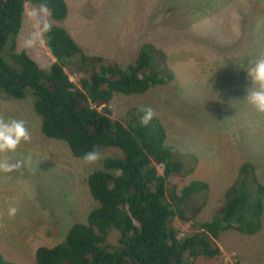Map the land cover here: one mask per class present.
I'll return each mask as SVG.
<instances>
[{"label":"rangeland","instance_id":"1","mask_svg":"<svg viewBox=\"0 0 264 264\" xmlns=\"http://www.w3.org/2000/svg\"><path fill=\"white\" fill-rule=\"evenodd\" d=\"M65 2L66 18H50L51 24L65 28L85 55L92 56L95 51L109 54L113 57L107 64L126 69L146 43L154 42L167 54L176 81L133 96L115 95L108 108L111 118L123 124L134 106L155 110L167 128L166 140L173 147L171 159L182 163L184 171H193L188 175L182 172L179 187L192 181L208 187L187 200L185 211L199 208L195 219L210 222L224 206L226 191L245 163L254 167L264 186V113L257 112L246 99L253 83L245 71L264 57V0ZM28 7L16 38V52H24L48 70L57 60L44 37L33 48L23 46L35 30L26 13L39 8ZM136 27L145 38L141 44ZM14 39L0 54L10 67H15L8 52ZM73 61L67 60L64 69L76 84L81 76L67 67ZM3 94L0 117L24 120L32 139L8 154L12 162L21 161L22 167L0 173V254L14 264H33L37 248L54 246L74 223L85 222L87 212L95 207L88 193L89 173L101 168L105 158L121 157L122 153L107 148L101 151L103 158L98 164L87 165L71 155L65 142L41 134L30 97L11 99L14 105ZM12 207L17 209L15 216L8 215ZM262 215L258 233L221 231L217 243L224 253L215 258L198 257L193 264H224L231 252L236 253L238 264H264V210ZM172 225L179 229V237L199 231L178 218Z\"/></svg>","mask_w":264,"mask_h":264},{"label":"trees","instance_id":"2","mask_svg":"<svg viewBox=\"0 0 264 264\" xmlns=\"http://www.w3.org/2000/svg\"><path fill=\"white\" fill-rule=\"evenodd\" d=\"M26 3L46 4L54 21L67 16L63 0H0V54L15 38L8 48L15 67L0 55V94L10 102L30 97L41 134L65 142L75 158L82 159L94 147L122 153L105 158L88 175L95 207L85 222L74 223L54 246L37 248L33 264H193L198 257L221 254L214 241L221 231L253 235L261 230L264 186L251 164L239 167L219 213L210 222H200L195 219L199 208L188 213L184 206L192 195L207 190V184L192 181L179 187L182 172L193 171H184L182 163L171 159L173 147L164 124L155 116L143 126L140 106L128 112L127 124L111 118L108 105L115 95L133 96L176 81L160 46L146 43L135 62L121 69L101 56L85 55L65 28L53 25L44 38L57 61L45 70L16 52ZM70 59V72L81 76L76 84L64 69ZM175 218L199 231L179 237L172 225ZM0 264L14 263L0 254Z\"/></svg>","mask_w":264,"mask_h":264},{"label":"clouds","instance_id":"3","mask_svg":"<svg viewBox=\"0 0 264 264\" xmlns=\"http://www.w3.org/2000/svg\"><path fill=\"white\" fill-rule=\"evenodd\" d=\"M26 16L28 21L35 25V30L25 38L23 46L25 48H33L41 43L43 37L51 31V10L46 4L42 3L39 8L34 7L29 10ZM245 71L253 83V87L248 89L246 99L257 112L264 113V57L258 58L254 65L251 68L245 69ZM138 112L142 114L140 123L145 127L150 124L156 115L155 110L151 107L140 106ZM31 139V132L24 120L16 118L5 120L3 117H0V173H12L22 167L21 161L17 160L12 162L8 154L17 152L22 144L30 142ZM102 158L101 151L98 147H94L82 156L83 162L87 165H96ZM16 213L17 209L15 207L9 208V216H15ZM214 241L218 246L217 239ZM221 253L223 254L224 252L221 251ZM236 257V253L231 252L225 259L224 264H238Z\"/></svg>","mask_w":264,"mask_h":264},{"label":"crops","instance_id":"4","mask_svg":"<svg viewBox=\"0 0 264 264\" xmlns=\"http://www.w3.org/2000/svg\"><path fill=\"white\" fill-rule=\"evenodd\" d=\"M64 2H65V0H63ZM65 4H66V2H65ZM28 5L29 4H25V10L24 11H26L27 10V7H28ZM66 6H67V11H68V4H66ZM29 9H30V7H28ZM23 17H22V24H23ZM136 22V19H133V23H135ZM21 27H22V25H21ZM137 28V27H136ZM135 30H137V32L139 33L138 34V36H139V40H140V44L141 43H143V42H145V38L142 36V34H141V31H140V29L139 28H137V29H135ZM21 31V30H20ZM20 33V32H19ZM150 43H154V42H150ZM155 44V43H154ZM157 45V44H156ZM139 46V45H138ZM92 56H101L104 60H105V62H106V60L108 59V58H112L113 56H111V55H109V54H106V53H98L97 54V52L95 51V54H93ZM136 58H137V56L135 57V58H131V60H132V62H135V60H136ZM115 65V63H111L110 64V66H114ZM218 244V243H217ZM218 246H219V248L221 249V251L223 250V248L218 244Z\"/></svg>","mask_w":264,"mask_h":264},{"label":"built area","instance_id":"5","mask_svg":"<svg viewBox=\"0 0 264 264\" xmlns=\"http://www.w3.org/2000/svg\"><path fill=\"white\" fill-rule=\"evenodd\" d=\"M232 256H233V254H232Z\"/></svg>","mask_w":264,"mask_h":264}]
</instances>
